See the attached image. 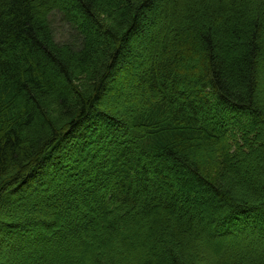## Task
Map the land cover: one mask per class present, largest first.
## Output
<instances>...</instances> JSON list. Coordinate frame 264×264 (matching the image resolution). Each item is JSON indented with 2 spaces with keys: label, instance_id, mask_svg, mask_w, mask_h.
<instances>
[{
  "label": "trees",
  "instance_id": "trees-1",
  "mask_svg": "<svg viewBox=\"0 0 264 264\" xmlns=\"http://www.w3.org/2000/svg\"><path fill=\"white\" fill-rule=\"evenodd\" d=\"M0 264H264V0H0Z\"/></svg>",
  "mask_w": 264,
  "mask_h": 264
},
{
  "label": "rangeland",
  "instance_id": "rangeland-1",
  "mask_svg": "<svg viewBox=\"0 0 264 264\" xmlns=\"http://www.w3.org/2000/svg\"><path fill=\"white\" fill-rule=\"evenodd\" d=\"M50 17V26L52 28V31L54 32L55 39L58 42H66L71 38L70 32L67 30L66 27H64L63 21L61 22V18L59 15H53ZM51 18L52 21H51ZM109 94V92H108Z\"/></svg>",
  "mask_w": 264,
  "mask_h": 264
}]
</instances>
